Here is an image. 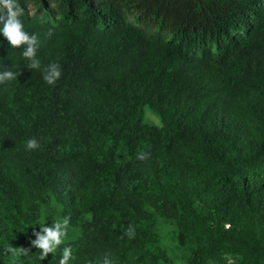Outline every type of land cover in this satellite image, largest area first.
Listing matches in <instances>:
<instances>
[{
    "label": "trees",
    "instance_id": "trees-1",
    "mask_svg": "<svg viewBox=\"0 0 264 264\" xmlns=\"http://www.w3.org/2000/svg\"><path fill=\"white\" fill-rule=\"evenodd\" d=\"M158 219L264 264V0H0V264H175Z\"/></svg>",
    "mask_w": 264,
    "mask_h": 264
},
{
    "label": "rangeland",
    "instance_id": "rangeland-1",
    "mask_svg": "<svg viewBox=\"0 0 264 264\" xmlns=\"http://www.w3.org/2000/svg\"><path fill=\"white\" fill-rule=\"evenodd\" d=\"M132 21V19H130ZM144 121L152 125H160L159 118L151 113L148 109L144 111ZM56 205L54 203H49L47 206L42 208V217L40 220V225L51 226L55 229L56 237L54 241H58L61 238H67L65 232L69 231L62 223L59 217H57ZM174 229L173 225L170 222L158 219L154 227V232L158 234L162 241L161 244L167 250L169 255H171L175 264H186L185 257L187 252L184 248H180L177 245L174 235H172V230ZM220 250L223 251V258L226 259L229 263L236 261L239 256L236 253V245L233 241H222L219 244Z\"/></svg>",
    "mask_w": 264,
    "mask_h": 264
}]
</instances>
